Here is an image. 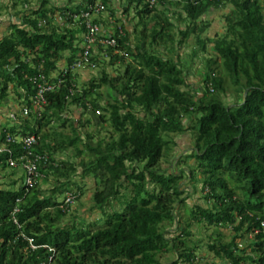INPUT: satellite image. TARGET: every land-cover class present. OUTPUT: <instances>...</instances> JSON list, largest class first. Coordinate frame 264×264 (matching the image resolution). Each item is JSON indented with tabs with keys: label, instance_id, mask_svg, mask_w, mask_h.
Returning <instances> with one entry per match:
<instances>
[{
	"label": "trees",
	"instance_id": "1",
	"mask_svg": "<svg viewBox=\"0 0 264 264\" xmlns=\"http://www.w3.org/2000/svg\"><path fill=\"white\" fill-rule=\"evenodd\" d=\"M95 1L80 10L37 0L36 9L0 36V103L11 90L22 106L14 112L17 123L0 126V137L39 136L32 151L47 161L38 171L53 180L49 191L41 179L30 188L21 181L17 188L0 187V264H161L170 254L176 256L170 264H198L196 245L188 242L193 225L216 229L206 248L221 264H264V0H157L152 8L144 0H122L123 12L134 9L138 17L132 43L125 26H117L110 35L116 46L97 44L89 58L94 66L122 69L112 76L102 69L99 79L78 87L69 66L80 55L84 27L73 16ZM100 1L112 13L113 0ZM226 7L225 30L205 60L203 89L194 92L177 50L193 37L205 51L203 17ZM41 77L61 82L44 94L38 116L32 79ZM72 108L80 118L69 116ZM187 131L193 134L184 159L189 178L201 183L209 205L190 207L181 220L175 210L185 203L182 174L158 164L175 146L172 136ZM10 148L14 159L28 155L20 143ZM68 148L78 163L56 159ZM8 157L0 154L1 168H9ZM79 168L95 180L91 199L102 223L65 221L68 210L58 199ZM175 223L179 231L169 237ZM220 228L230 229L229 241H222Z\"/></svg>",
	"mask_w": 264,
	"mask_h": 264
},
{
	"label": "rangeland",
	"instance_id": "2",
	"mask_svg": "<svg viewBox=\"0 0 264 264\" xmlns=\"http://www.w3.org/2000/svg\"><path fill=\"white\" fill-rule=\"evenodd\" d=\"M52 1L54 5L62 7L64 4L68 3V0H49ZM157 6V3L156 5ZM37 0H1L0 1V26L5 25L7 27L10 23L18 22L20 14H29L34 8H37ZM112 13L110 10L102 11L98 16H100L101 25L108 32L112 31L113 27L122 26L126 27L127 17L134 16L133 12L125 13L119 7L117 0L112 1ZM228 12V7L211 10L206 16L203 17L204 23H208V28L202 34V39L205 42V51H200L199 46L196 44L194 38H190L184 45L178 48V62L183 66V70L186 75L188 84L191 86L194 92L200 93L203 89L202 84V75L205 71V60L214 56L212 49V41L217 37L223 34L225 24H224V15ZM175 20L176 24L180 27H184V23L179 22L175 17H172ZM54 21L58 23H63V19L59 13H55ZM127 27H130L127 23ZM3 31L0 29V33ZM132 33L131 31H129ZM131 35V34H130ZM129 40L132 43V36L129 37ZM193 52H196L195 55ZM167 53H163L162 56H167ZM107 63V59L105 60ZM104 69L109 75H115L116 68L108 66L107 64L95 67H83L78 70H74L73 73L76 77V82L78 87L82 85H87L88 81L92 78L99 79L101 77V70ZM99 92L102 94L101 104L106 102V87L101 86ZM231 99H228L230 101ZM22 106L19 104L16 96L12 94L10 90L6 97V100L0 103V126L4 124L12 125L15 122L19 121V118H16L14 112L19 111ZM81 111L75 108H72V111L69 113L73 119H78L81 116ZM85 118V116H83ZM89 131H93L95 128L89 126L87 128ZM69 129H65V133L69 134ZM80 133H84L83 129L79 130ZM101 136L104 135V132H101ZM175 141V146L172 147L170 155L166 158H163L159 161L158 168L166 173L173 172L177 175L182 174L181 180V191L183 192L182 198L185 199V203L175 210V214L181 220L187 217V210L194 206L200 205L203 207L208 206L206 199L204 198L205 193L200 182H193L189 178V170L185 164V156L188 155L192 148L193 134L190 131H187L184 134L178 136H172ZM72 148H68L66 151L58 152L56 154V159L58 160H72L75 163H78L80 158L73 159ZM188 165L191 160H187ZM81 169L79 168L78 173L73 177V184L68 191H78L79 197L74 202L72 206L68 209V215L65 218V221H74L76 223L85 222L92 223L98 222L101 217V212L93 208L92 195L96 187L95 180L92 177H85L81 174ZM40 183L42 188L45 191H49L52 186V178H46L42 176L40 178ZM20 181L23 182V170L20 167L15 168H6L3 169L0 167V187L3 188H17L20 184ZM13 183V185L11 184ZM78 186L81 187V190H78ZM63 195L59 197L61 201ZM121 209V207L119 208ZM103 222V218L101 223ZM169 231L168 236L172 237L176 235L179 231V226L175 223L173 226L167 228ZM216 229L212 226L203 225L202 227L193 225L190 228V237L189 244L195 243V256L197 258L198 264H221L220 261L214 257V255L208 252L206 246L207 243L211 242L212 239L216 236ZM220 233L222 241L227 242L231 239V231L228 228H220L217 230ZM245 241V240H244ZM238 243H243V240L238 241ZM176 259L174 254H170L161 258V264H170L172 260Z\"/></svg>",
	"mask_w": 264,
	"mask_h": 264
},
{
	"label": "built area",
	"instance_id": "3",
	"mask_svg": "<svg viewBox=\"0 0 264 264\" xmlns=\"http://www.w3.org/2000/svg\"><path fill=\"white\" fill-rule=\"evenodd\" d=\"M144 1L148 4L149 8L155 6L157 2V0ZM104 10L105 7L101 2H94L93 4L89 5L86 10L81 11L79 15L73 16L75 19L79 18L82 20L84 32L80 44L81 52L79 57L75 59V61L69 66V69L71 71L78 70L86 66H89L91 68L95 67L94 64L90 62L89 58L97 44L103 47L111 48H114L116 46V40L110 35L104 36L100 39L98 38L100 33V26L96 22L95 18L98 17V15ZM65 68H67V66ZM64 72H66V69ZM32 82L34 83L36 88V93L32 98V106L35 110H37V114L39 116V111L46 103L44 94L47 92L55 91L59 87L61 81L57 80L55 82H48L44 77H41L40 81H38V79L36 78H33ZM69 93L70 95H72L73 90H70ZM30 112L31 109H29L28 107H24L22 109L23 116H28ZM18 143H20L22 147L28 151V155H21L17 159H14L11 156L12 149L10 148V146ZM38 144L39 136L34 134L21 136L6 133L3 138L0 137V154H9L7 163L10 168L20 167L23 170V184L27 188L32 187L36 183V181L42 177V175L38 171L39 164L42 163V165H45L47 161V156L45 154H39L32 151ZM78 197V191H67L66 193H64L61 200V208L68 210L70 206H72L78 199ZM260 227L262 228V231L264 233V221L260 222ZM28 243L32 249L35 248V246L32 244V239H28Z\"/></svg>",
	"mask_w": 264,
	"mask_h": 264
},
{
	"label": "crops",
	"instance_id": "4",
	"mask_svg": "<svg viewBox=\"0 0 264 264\" xmlns=\"http://www.w3.org/2000/svg\"><path fill=\"white\" fill-rule=\"evenodd\" d=\"M1 1V0H0ZM69 2L68 3H66V4H64L62 7H66V6H68V7H80V10H83V8H84V5L86 4V2H87V0H68ZM114 1V0H113ZM95 2H101L100 0H96ZM117 2H118V4H119V7L122 9V7H121V3H123V1L122 0H117ZM37 4H38V6H39V3L37 2ZM50 4H51V6H55V7H59L58 5H54L53 3H52V1H50ZM34 9H36V8H34ZM133 12V14H134V16H132V17H127V19H126V21H125V23H126V30L129 32V31H131L132 33H133V30H134V26H135V24L138 22V17H137V15H136V11L134 10V9H131L130 10V12ZM24 13H22V14H20V16H22ZM100 16H98V17H96L95 18V20H96V22L99 24V26H100V33H99V36H100V38H103L104 36H109V35H111L113 32H114V29H115V27H113L112 28V31H110V32H108V31H106L105 29H104V27H103V25H101V22H100ZM18 20V22L16 23V22H12V23H10L7 27H5V25L3 24V25H1L0 26V29L3 31L2 33H0V36H3V35H5V34H7L8 32H9V30H8V27L11 25V24H19L20 23V21H21V17L20 18H18L17 19ZM127 23H129V25H130V27H127ZM132 33H130L129 32V35L131 34V36H132V39H133V34ZM82 35L83 34H80L79 35V38H80V41L82 40ZM98 48H99V46H96V50L98 51ZM65 63L66 62H62V63H60L59 64V67H61V66H64L65 65Z\"/></svg>",
	"mask_w": 264,
	"mask_h": 264
}]
</instances>
